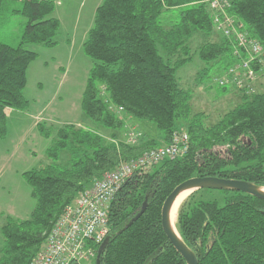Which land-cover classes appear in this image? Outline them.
Instances as JSON below:
<instances>
[{
  "label": "trees",
  "instance_id": "obj_1",
  "mask_svg": "<svg viewBox=\"0 0 264 264\" xmlns=\"http://www.w3.org/2000/svg\"><path fill=\"white\" fill-rule=\"evenodd\" d=\"M20 1L15 12L27 18L21 44L0 42V140L8 134V110L29 106L27 71L39 54L27 45L56 46L61 26L55 0ZM210 1L103 0L97 7L84 42L93 60L82 97L91 124H38L50 140V162L23 172L36 205L26 219L7 218L0 264H30L86 188L121 161L171 143L175 132L188 133L187 153L136 169L115 195L100 264H187L162 226L166 198L187 179L216 176L264 187V79L253 92L221 87L238 92L240 102L212 124L205 111H193V91L179 83L177 71L192 61L197 36L203 41L195 53L206 64L197 84L211 71L216 83L238 60L234 38L212 37L217 30ZM226 1L241 30L264 42V0ZM169 12L174 18L164 24ZM134 121L154 123L161 136L149 138L140 127L138 141L128 143L124 133ZM215 191L220 197L211 196ZM176 228L198 264H264L263 198L234 189L195 190L181 204Z\"/></svg>",
  "mask_w": 264,
  "mask_h": 264
},
{
  "label": "rangeland",
  "instance_id": "obj_2",
  "mask_svg": "<svg viewBox=\"0 0 264 264\" xmlns=\"http://www.w3.org/2000/svg\"><path fill=\"white\" fill-rule=\"evenodd\" d=\"M193 1L196 0H174L176 4ZM102 2L103 0H55L54 16L61 24L57 35L58 44L54 47L27 45L28 49L39 54L27 71L24 93L29 106L24 111L9 114L8 134L0 140V251L4 243L2 228L7 218L26 219L36 205V199L23 172L50 162L46 155L50 140L40 132L38 124L45 123L49 128L67 123L83 126L91 124L82 106L89 70L93 65L92 58L85 53L84 42L93 27L97 7ZM21 7L20 0L3 3L0 11V42L11 46L21 44L27 24V18L15 12ZM173 18V13L169 12L166 15L167 21L164 16L163 23L168 24ZM221 35L215 31L212 37L217 40ZM202 41L201 36L193 39V59L177 71V76L182 87L193 91V111H205L208 114L206 123L212 124L237 105L240 97L235 98L233 92L225 95L222 88L214 82L212 71L209 72L210 79L206 78L202 84L196 83L197 73L206 65L195 53ZM36 117L41 119L37 120ZM142 124L146 127L144 129L149 138L161 136L154 123L143 121ZM64 155L65 153L62 159ZM192 192L194 191L184 196L179 208ZM211 196L220 197L217 191ZM95 260L91 264H95Z\"/></svg>",
  "mask_w": 264,
  "mask_h": 264
},
{
  "label": "built area",
  "instance_id": "obj_3",
  "mask_svg": "<svg viewBox=\"0 0 264 264\" xmlns=\"http://www.w3.org/2000/svg\"><path fill=\"white\" fill-rule=\"evenodd\" d=\"M209 6L214 12L216 30L234 38L239 46L236 64L217 78L216 83L240 92L255 91L259 80L264 79V42L250 38L241 30L242 25L227 12L226 0H211ZM122 110V107L118 109ZM126 128V141L135 144L141 133L133 126ZM188 142L186 131L175 132L171 143L121 161L114 171L95 180L65 208L48 233L46 244L30 264H91L96 259L98 247L108 237L111 204L124 182L138 168L186 154Z\"/></svg>",
  "mask_w": 264,
  "mask_h": 264
},
{
  "label": "water",
  "instance_id": "obj_4",
  "mask_svg": "<svg viewBox=\"0 0 264 264\" xmlns=\"http://www.w3.org/2000/svg\"><path fill=\"white\" fill-rule=\"evenodd\" d=\"M234 189L252 194L264 199L262 188L252 182L216 176H196L179 184L166 198L162 207V226L176 250L184 257L187 264H198L197 255L185 244L179 235L175 233L171 223V210L175 200L184 190L195 191L198 189ZM108 237L102 242L98 249L96 264H100V256L106 246Z\"/></svg>",
  "mask_w": 264,
  "mask_h": 264
},
{
  "label": "bare ground",
  "instance_id": "obj_5",
  "mask_svg": "<svg viewBox=\"0 0 264 264\" xmlns=\"http://www.w3.org/2000/svg\"><path fill=\"white\" fill-rule=\"evenodd\" d=\"M262 190L264 191V188H262ZM190 192V190H184L182 191L179 196L177 197V199L175 200V203L173 205V208L171 210V223H172V227H173V230L175 231V233L177 235H179L178 233V230L176 228V213H177V210L179 208V204L180 202L182 201V199L184 198V196L188 195Z\"/></svg>",
  "mask_w": 264,
  "mask_h": 264
},
{
  "label": "crops",
  "instance_id": "obj_6",
  "mask_svg": "<svg viewBox=\"0 0 264 264\" xmlns=\"http://www.w3.org/2000/svg\"><path fill=\"white\" fill-rule=\"evenodd\" d=\"M230 92H233L232 94H233V96H235V98H238V97H239V94L236 93L235 91H227V92H225V95H227V94H230V95H231ZM234 92H235V95H234ZM231 99H233V98L231 97ZM14 111H16V110L9 109V110H8V116H9V114L14 113ZM36 119L39 120V119H41V118L36 117ZM132 122H133V121H132ZM76 124H78V123H76ZM133 124L135 125V127H136L137 129H140V127H144L143 124H142V123H139V122H135V121H134Z\"/></svg>",
  "mask_w": 264,
  "mask_h": 264
}]
</instances>
